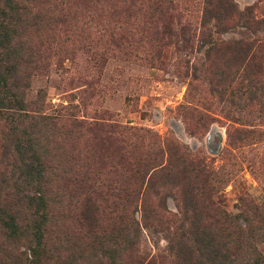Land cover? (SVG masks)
<instances>
[{
    "label": "rangeland",
    "instance_id": "obj_1",
    "mask_svg": "<svg viewBox=\"0 0 264 264\" xmlns=\"http://www.w3.org/2000/svg\"><path fill=\"white\" fill-rule=\"evenodd\" d=\"M231 2L264 18V0ZM35 5L42 26L30 38L38 61L25 98L33 110L75 120L60 121L48 142L44 125L32 136L39 153L43 145L50 148V168L40 171L48 183L39 189L54 213L65 208L59 229L47 233L60 248L47 253L45 264H108L104 251L111 247L115 264H196L198 257L200 264H217L222 255L226 264H249L257 256L255 264H264L262 33L245 32L234 21L220 32L211 23L209 42L203 12H220L222 0ZM247 35L249 41H238ZM20 131H9L0 116V201L17 205L26 222L32 210L17 195L28 186L22 171H14L20 159L8 147L23 137ZM196 174L205 193L198 225L209 229L218 255H199L189 235L179 252L169 247L162 229L179 233L177 221L159 232L143 228L124 250L127 197L135 194L131 211L138 220L143 204L156 200L155 190L177 213L186 175ZM27 245L24 239L7 244L0 228V264H27Z\"/></svg>",
    "mask_w": 264,
    "mask_h": 264
},
{
    "label": "trees",
    "instance_id": "obj_2",
    "mask_svg": "<svg viewBox=\"0 0 264 264\" xmlns=\"http://www.w3.org/2000/svg\"><path fill=\"white\" fill-rule=\"evenodd\" d=\"M222 4L225 6L220 12L214 13L209 8L203 12L201 27L209 42L214 44L210 35V24L212 23L218 31L226 32L229 28V21H234V25L242 26L245 32L255 36L260 32L262 35L259 39L264 38V26L259 27L264 24V18L254 17L250 6L238 10L231 0H222ZM35 6V0H0V116L4 119L9 131L16 133L20 131V128L22 129L20 134L23 137L16 135L13 143L11 142L8 147L10 154L14 153L20 159L14 171H22L21 182L28 186L25 191L19 190L17 199L19 202L26 203L27 207L32 210L30 221L24 222L17 205L9 206L0 201V228L4 231L7 244L19 239L26 240L28 245L26 253L24 252V259L28 262L27 264H45L48 259L47 253L56 252L60 248L58 244L54 247L49 243L47 233L53 227L59 229V220L65 217V208L59 205L60 209L54 213V208H51L46 201V191L39 189L41 182L44 183L43 186L48 183L47 176H43L40 171H48L50 168L46 160L50 148L47 144L43 145L39 153L35 149L32 136L38 134L41 126L44 125L49 129L44 135V139L48 142L50 130H58L56 125L60 121L75 120L61 113L33 110L30 107L32 102L25 98V89L29 84L27 78L37 68L38 61L35 57L36 52L30 45V38L32 32L40 31L42 26V16L38 11H34ZM228 7H231L232 11H228ZM238 41H249V35ZM186 177L187 186L181 189L177 213L167 210L165 194L155 190L156 200L152 204H143L141 218L138 220L131 211L135 194L127 197V205L124 208L126 221L124 250L136 244L142 235L143 228L152 233L159 232L163 223L177 221L179 222V233L175 229L172 231L169 228L162 229V231L166 230L164 236L170 242L169 247H174L179 252L181 246L184 245L182 238L189 235L188 245H195L199 255H218V247L215 246L211 232L206 226H200L203 216L199 211V198L205 194L202 182L198 174L186 175ZM34 188H36L35 192H32ZM58 215L61 217L59 218ZM115 241L116 239H112L111 245L117 242ZM109 249V251H104L105 256L109 257L108 264H115L116 250L113 247ZM222 257L226 256L222 255ZM198 258L196 264L201 263V258ZM223 258L217 264H226ZM258 259V256L253 258L249 264H255ZM56 260H59L58 256ZM65 264H70V262Z\"/></svg>",
    "mask_w": 264,
    "mask_h": 264
}]
</instances>
